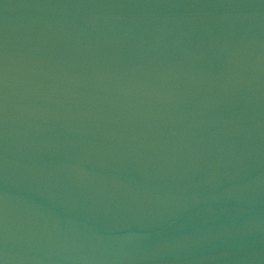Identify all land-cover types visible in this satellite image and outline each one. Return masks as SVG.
I'll list each match as a JSON object with an SVG mask.
<instances>
[{"label":"water","instance_id":"1","mask_svg":"<svg viewBox=\"0 0 264 264\" xmlns=\"http://www.w3.org/2000/svg\"><path fill=\"white\" fill-rule=\"evenodd\" d=\"M0 264H264V0H0Z\"/></svg>","mask_w":264,"mask_h":264}]
</instances>
